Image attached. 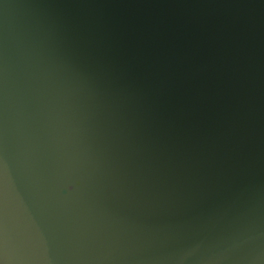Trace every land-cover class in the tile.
Instances as JSON below:
<instances>
[{"label":"clouds","instance_id":"1","mask_svg":"<svg viewBox=\"0 0 264 264\" xmlns=\"http://www.w3.org/2000/svg\"><path fill=\"white\" fill-rule=\"evenodd\" d=\"M0 264H264V0H0Z\"/></svg>","mask_w":264,"mask_h":264}]
</instances>
